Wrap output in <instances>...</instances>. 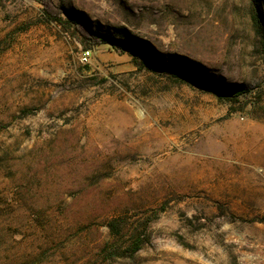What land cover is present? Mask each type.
<instances>
[{"label":"rangeland","instance_id":"374dc122","mask_svg":"<svg viewBox=\"0 0 264 264\" xmlns=\"http://www.w3.org/2000/svg\"><path fill=\"white\" fill-rule=\"evenodd\" d=\"M0 264H264V0H0Z\"/></svg>","mask_w":264,"mask_h":264},{"label":"trees","instance_id":"16d2710c","mask_svg":"<svg viewBox=\"0 0 264 264\" xmlns=\"http://www.w3.org/2000/svg\"><path fill=\"white\" fill-rule=\"evenodd\" d=\"M43 13L46 16V18L50 21L57 22V23H65L62 19V11L59 9L52 1H43ZM67 23V22H66ZM70 24L74 26V29L76 32L85 40L93 45H105L112 42V40L108 37H99L92 35L88 29L78 21H70ZM141 66H144L147 69H151L152 66L150 64L144 63V62H136ZM156 64H153V66ZM141 247V244H136L133 253L137 252Z\"/></svg>","mask_w":264,"mask_h":264},{"label":"built area","instance_id":"2783aa9c","mask_svg":"<svg viewBox=\"0 0 264 264\" xmlns=\"http://www.w3.org/2000/svg\"><path fill=\"white\" fill-rule=\"evenodd\" d=\"M89 58H90V52L87 51L83 55V61L87 62L89 60Z\"/></svg>","mask_w":264,"mask_h":264}]
</instances>
